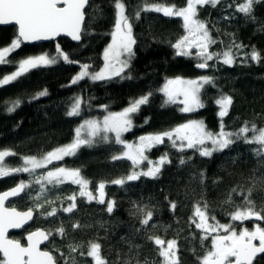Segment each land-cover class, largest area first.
Instances as JSON below:
<instances>
[{"label":"trees","instance_id":"trees-1","mask_svg":"<svg viewBox=\"0 0 264 264\" xmlns=\"http://www.w3.org/2000/svg\"><path fill=\"white\" fill-rule=\"evenodd\" d=\"M116 2L118 0H90L81 43L59 39L36 46L22 44L6 58L5 64L0 65V79H3L17 69L20 61L30 56L45 53L50 57L57 56L56 44L75 62L65 64L61 60L56 65L31 70L18 81L0 87V151L14 153L4 158L6 170L23 167L24 159H41L50 151L74 142L75 130L87 117L98 113L97 108L106 106L108 113L121 112L150 91L149 103L132 115L133 127L126 133L125 140L135 141L141 136L171 131L192 119L203 120L208 131L216 134L220 118L215 100L221 95H228L233 100L228 115L223 118L225 131L235 133L245 125L264 129V0H254L250 15L237 11L246 0H220L215 7L209 4L198 8L197 20L206 26L211 39L216 41L209 45L208 51L219 55V59L214 57L209 61V68L204 73L196 70L195 58L175 55L172 45L185 36L182 18L143 11L145 5L154 4L183 8L187 6L186 0H119L125 4L126 15L133 23L137 38L135 57L125 72L132 78L99 82L85 78L71 84L81 64L88 63L93 71L102 68L103 51L111 42L115 28ZM137 11L140 12L139 20L133 18ZM17 35L16 27H0V50L11 46ZM252 50L262 54L259 62L250 59ZM229 51L235 59L233 66L221 62L223 53ZM203 75L213 77L214 86L202 88L201 99L205 107L195 113H182L181 104L167 103L159 91L167 80L195 79ZM44 90H47V96L34 99ZM79 96H82L85 108L81 115L69 117L67 112ZM17 101L19 106L9 113L8 108ZM259 147L237 140L222 152L201 157L195 150L180 152L165 141L148 150L147 161L141 166L145 169L148 161H157L167 154L170 163L161 168L158 178L141 177L139 181L120 186L111 181L134 170L127 159H112L122 156L124 147L116 145L114 140L95 142L91 147L80 146L76 154L66 157L60 166L79 170L92 186L105 183L107 200L115 201L113 213L106 211L107 200L104 205L90 204L77 196L76 208L72 213H65L63 208L72 203L68 197L73 193L76 195L75 188L65 184L46 197L45 206L35 211L33 224L24 233L16 235L17 239L25 243L26 233L47 227L51 237L47 250L58 264H91L88 252L92 244L100 245V259L104 264H125L130 255V244L139 246L132 249V254L138 253L136 258L140 264L145 261L147 264H165L153 241L157 237L166 242L175 239L179 264H202L204 256L212 250L216 233L210 232L204 239L205 234L195 227L193 219L199 220L195 217L197 206L205 211L209 224H232L236 230L254 224L249 220L242 225L230 219L235 211L246 210V197L256 211L264 209V156H257ZM181 157L186 160L184 165L179 164ZM188 157L192 159L188 160ZM21 181L26 185L24 194L12 205L24 211L34 208L27 200L36 186L29 173H9L0 177V193ZM165 195L177 203L174 212ZM137 207L153 213L148 226L140 223L144 217L142 213H135ZM53 210L56 215L50 216ZM41 215L44 221H41ZM77 223L80 228H74ZM257 224L264 228V220ZM3 262L0 255V264ZM254 264H264V257L257 258Z\"/></svg>","mask_w":264,"mask_h":264},{"label":"snow or ice","instance_id":"snow-or-ice-1","mask_svg":"<svg viewBox=\"0 0 264 264\" xmlns=\"http://www.w3.org/2000/svg\"><path fill=\"white\" fill-rule=\"evenodd\" d=\"M254 0H246L245 3L240 4L237 11L245 15L252 13V6ZM187 6L177 8L175 6H163L154 4L144 8L146 12L162 13L164 17H179L183 20L185 30L189 35L185 36L179 42L173 44L175 55L179 57L191 56V49L197 48L196 59L199 60L195 64L198 69L209 68V61L214 57L219 59L218 54L208 51L211 44L216 43L211 39L209 32L205 25L195 19L197 6L212 5L215 7L220 0H186ZM86 6L90 7V0H0V25L17 26L18 35L14 39L11 48H4L0 51V65L5 64L6 53L19 49L23 43H34L39 41H54L60 36L70 37L72 41L79 42L82 40V25L86 19ZM116 18L115 30L112 33L111 44L103 51L104 66L101 70L93 71L88 63L80 65V71L71 80V84L75 85L85 78L92 82L109 81L113 78L131 79V75L125 74L133 58L135 57L134 46L137 44V38L134 37L133 23L129 16L125 15V4L123 2L115 3ZM139 20L140 12L137 11L133 17ZM228 19V17H226ZM198 36V39L193 42V38ZM237 48L242 45H235ZM57 56L50 57L47 53L40 55H33L20 61L17 69L11 74L0 79V87L9 85L12 82L18 81L25 74L31 70L38 68H46L58 64L61 60L65 64L75 63L70 59L59 44L55 46ZM262 54L256 50L250 53L252 61L259 62ZM224 65L233 66L235 59L231 52L223 53L221 61ZM204 85H213L214 78L208 75L202 76L200 79H170L167 80L164 87L159 91L163 92L167 97L169 104H182L180 109L182 113H193L205 107L201 99V90ZM47 90L39 92L34 99L47 96ZM152 95L150 91L147 95L136 99L130 106L126 107L121 112H113L104 116L102 121L85 120L81 127L75 130V142L69 143L66 147H59L55 151H50L43 161H37L35 158H27L23 160V167H15L5 170L0 166V177L9 173H29L31 174L35 169L42 168L51 163L53 160L60 161L65 157L74 156L81 145L92 146L93 142L107 143L109 142V134H114V142L116 145H123L126 151L123 155L114 156L112 159L120 160L127 159L133 165L138 166L143 160L147 159L144 156L146 149H151L157 145H163L165 139L171 142L173 148L183 152L185 149L195 150L201 157H211L214 152H222L230 147L237 140H241L246 144H257L260 147L256 149L257 156H264V129H257L256 127L242 126L235 133L225 131L223 118L229 113V108L233 104V100L228 95H221L215 103L219 106L218 116L220 118V128L218 133L213 134L206 130L203 121L191 120L183 123L171 131H164L160 134L141 136L139 138V146L126 143L122 139V134L128 132L133 127L132 114L137 113L142 105L149 103V97ZM19 101L15 102L8 108L11 113L19 106ZM82 101L77 98L72 104L71 110L67 112L69 117L79 116L81 114ZM104 107L107 110L106 106ZM89 129L88 138H81V129ZM253 135L250 137L248 133ZM98 138V139H97ZM210 142V147L207 146ZM14 155V153L0 151V162L4 161L6 156ZM192 157H188L191 160ZM167 154L161 156L159 161L152 168L144 170H133L131 174L123 178H117L111 181L114 185L124 186L128 182L139 181L141 177H148L152 179L158 178L161 167L169 164ZM186 160L181 157L179 164L184 165ZM31 165V167H28ZM73 185H79V196L87 197L88 202L96 200L98 204H105V183H99V196L94 197L92 192L87 191L88 181L80 176L79 170H69L64 166H59L55 171H47L42 179H37L36 184L41 187L44 182L49 185H60L66 180H69ZM203 181V173H201V182ZM26 187L25 183L21 181L17 187L11 191H6L0 195V253L6 258L5 264H56L55 258L47 251L39 249L40 243L48 239V235L43 230H38L30 233L27 236V246H22L20 241L9 239L7 231L12 228H20L33 218V211L20 212L14 207H6V198L14 197ZM235 191V189H233ZM243 195V194H242ZM249 196L251 193L249 192ZM72 203L63 208L65 213H72L76 208V195L73 194L68 197ZM165 200L169 204L171 211H175L177 203L168 200L165 195ZM248 205L246 210H237L231 214L232 221L243 222L247 219L264 220V209L256 211L250 199L245 198ZM115 201H110L106 205L107 213L111 214L114 211ZM136 214H143V219L140 223L143 226H148L152 219L153 213L145 211L143 208L137 207ZM50 216H55L56 212L53 210L49 213ZM195 217L199 220L193 219L195 227L202 230L205 234L204 239L208 238V234L216 233L212 239V249L203 258L202 264H254L257 256L264 257V228L257 225L253 231L243 228L241 232H237L232 224H219L218 222L209 224L208 217L205 211L201 210L199 206L195 209ZM215 220V217H211ZM79 223L74 225V228H80ZM63 229L60 232L63 233ZM135 231L140 232L141 229ZM223 233V234H220ZM150 240L152 237H148ZM255 241H259L257 245ZM154 244L158 246L159 254L164 258L165 264H179L176 258V240L165 241L160 238L154 239ZM138 245H131L129 247L130 255L125 260V264H140L136 257L138 253L132 254L133 248H138ZM99 244H92L88 252L92 256L96 264H104V261L99 257ZM75 251V249H72ZM234 257L232 261L229 258ZM147 264V261H145Z\"/></svg>","mask_w":264,"mask_h":264},{"label":"rangeland","instance_id":"rangeland-1","mask_svg":"<svg viewBox=\"0 0 264 264\" xmlns=\"http://www.w3.org/2000/svg\"><path fill=\"white\" fill-rule=\"evenodd\" d=\"M149 6H151V5H145L144 6V8H146V7H149ZM202 6V5H201ZM200 6H197V8H196V12H198V8H199ZM143 8V9H144ZM144 11V10H143ZM146 12V11H145ZM159 14H161V15H163L162 13H159ZM125 15H126V11H125ZM195 19H197V15H196V17H195ZM205 28H206V26H205ZM207 29V28H206ZM114 30H115V28H114ZM113 30V31H114ZM113 33V32H112ZM187 35H189L188 34V32L185 30V36H187ZM184 36V37H185ZM183 37V38H184ZM182 38V39H183ZM111 39H112V34H111ZM198 39V36H195L194 38H193V42H195V40H197ZM111 44V42L109 43V45ZM108 45V46H109ZM12 46V45H11ZM11 46H9V47H7V48H11ZM107 46V47H108ZM208 49H209V47H208ZM0 51H3V49L2 50H0ZM197 51H198V49L197 48H195V47H193L192 49H191V56H187V57H192V58H195L196 59V54H197ZM13 52V51H12ZM12 52H9V53H6V55H5V60H6V58L12 53ZM196 61H197V63L199 62V60L198 59H196ZM53 66V65H52ZM103 66H104V61H103ZM103 66H102V68H103ZM130 66H131V64H130ZM130 66L127 68V69H129L130 68ZM101 68V69H102ZM100 69V70H101ZM127 69H125V72H126V70ZM204 76V75H203ZM209 76V75H208ZM202 76H200V77H198V78H195V79H200ZM122 79H125V78H122ZM90 80V79H89ZM185 80H189V79H185ZM205 86V85H204ZM203 86V87H204ZM162 94H163V92H161ZM164 95V94H163ZM77 98H79L81 101H82V104H81V114H82V111H83V108H85V106H84V100H83V98H82V96H79V97H76L75 98V100L77 99ZM165 99H166V102H167V97L165 96ZM75 100H74V102L73 103H75ZM182 105V104H181ZM182 107H183V105H182ZM96 111L98 112V113H95L93 116H90V117H87L85 120H89V119H92V120H97V121H102L103 120V118H104V116H106V115H108L109 113L108 112H106V110L104 109V107H99V108H97L96 109ZM196 112V111H195ZM195 112H193V113H195ZM80 114V115H81ZM133 115V114H132ZM84 120V121H85ZM192 120H198V121H203V120H201V119H192ZM83 121V122H84ZM191 121V120H190ZM204 122V121H203ZM83 124V123H82ZM81 124V125H82ZM205 124V123H204ZM81 125L79 126V127H81ZM206 126V125H205ZM132 129V128H131ZM206 130L208 131V129H207V127H206ZM129 132V131H128ZM210 132V131H209ZM88 133H89V129H87V128H82L81 129V138H88ZM126 133L127 132H125V133H123L122 134V139L126 142V143H129V144H132V145H134V146H139V143H140V140L139 139H137V140H135V141H128V140H125V135H126ZM76 139V138H75ZM98 139V138H97ZM111 140H114V134H109V141H111ZM165 141H168L167 139H165ZM75 142V141H74ZM170 144H171V142L170 141H168ZM93 143H95V141L93 142ZM108 143V142H107ZM81 146H85V145H81ZM123 146V145H122ZM207 146H211L210 145V142H209V144L207 145ZM177 149V148H176ZM148 150L149 149H146L145 151H144V156H146V153L148 152ZM124 151H126V149H124ZM3 152H9L10 153V151H3ZM215 153H218V152H214L212 155H214ZM47 156V155H46ZM45 156V157H46ZM7 157V156H6ZM66 158V157H65ZM64 158V159H65ZM43 159H44V157L43 158H41V159H36L37 161H43ZM63 159V160H64ZM63 160H60V161H56V160H53L51 163H49V164H47V165H45L44 167H42V168H37V169H35L31 174H30V179H33V181H36L37 179H42L43 178V176L44 175H46V173H47V171H55L56 170V168L57 167H59L60 166V162L61 161H63ZM147 161V159H145V160H143L138 166H136V165H133V168L134 169H137V170H144V171H146V170H148V169H150V168H152L153 166H155L156 164H157V162L159 161V160H157V161H148V164H146V168L145 169H142L141 168V166L145 163ZM131 162V161H130ZM0 166H2L3 167V169H5V166H4V161L3 162H0ZM164 166V165H163ZM162 166V167H163ZM28 167H31V165H28ZM161 167V168H162ZM68 169V168H67ZM6 170V169H5ZM69 170H75V169H69ZM80 172V171H79ZM80 176H81V174H80ZM81 178L83 179V177L81 176ZM65 184H68L69 186H73L74 188H75V192H76V196L78 197V198H85V197H80L79 196V190H80V186L79 185H73V184H71V182H70V178H69V180H66L63 184H60V185H56V186H53V185H49V184H47V182H44V186L43 187H41L40 185H38V184H36V186H34L33 187V189L31 190V193L29 194V196H28V198H27V200L29 201V202H32V204L34 205L33 207L34 208H32L34 211H40L42 208H43V206H45V204H44V202H45V199H46V197L52 192V191H54V190H56L57 189V187H60V186H62V185H65ZM99 185V184H98ZM98 185H96L95 186V188L96 189H98ZM91 187H94V186H91L90 185V183L88 182V188H87V191H89V190H91ZM106 187V186H105ZM104 192H105V190H104ZM74 194V193H73ZM96 197V196H95ZM88 201V200H87ZM93 201H95V199L93 200ZM109 201L107 200V203H108ZM13 206V205H12ZM14 207V206H13ZM40 219H41V221H44V217H43V215H41V217H40ZM247 221H249V219H247V220H244L243 222H240L242 225H244V223L245 222H247ZM258 224L257 223H254L253 224V226L252 227H250V228H247V227H245V226H242L239 230H236L238 233L239 232H241L242 230H243V228H247L249 231H253L254 229H255V227L257 226ZM45 229L47 230V227H45ZM216 235V234H215ZM13 238L15 239V240H18L17 239V236L16 235H14L13 236ZM19 241V240H18ZM213 250V249H212ZM91 258H92V263L91 264H94V262H95V259L92 257V256H90ZM99 257H100V249H99ZM176 258L178 259V252L176 251ZM230 260H233L232 258H229ZM2 264H5V262H3Z\"/></svg>","mask_w":264,"mask_h":264},{"label":"water","instance_id":"water-1","mask_svg":"<svg viewBox=\"0 0 264 264\" xmlns=\"http://www.w3.org/2000/svg\"><path fill=\"white\" fill-rule=\"evenodd\" d=\"M87 7L88 6H86V9H87ZM86 9H85V12H86ZM85 22H86V19H85ZM85 22H84V25H85ZM84 25H82V32H83V29H84ZM0 27H3V28H5V27H16L17 28V26L16 25H14V24H11V25H0ZM59 39H67V40H69V41H71L72 43H74V44H79V43H81V41H79V42H75V41H72L71 40V38L70 37H65V36H60V37H58V38H56V40H54V41H39V42H34V43H23V45H27V46H36V45H43V44H48V43H52V42H56L57 40H59ZM196 68V67H195ZM208 69V68H207ZM207 69H198V68H196V70L197 71H199V72H201V73H204V72H206L207 71ZM18 186V185H17ZM17 186H15V187H17ZM15 187H13V188H15ZM13 188H11V189H9V190H7V191H11ZM24 191H25V188L20 192V194H18L17 196H14V197H8V198H6V202H5V206L6 207H11V205H12V203L15 201V200H17V199H19V198H21L22 196H23V194H24ZM6 192V191H5ZM4 192H2V193H0V195H2ZM99 196V192H97V197ZM104 199H105V202H106V196H104ZM30 210V209H29ZM32 210V209H31ZM17 211H20V212H24V211H28V210H18L17 209ZM33 211V218L31 219V220H29L26 224H24L22 227H20V228H12V229H9L8 231H7V237L9 238V239H13V240H15L14 238H13V236L14 235H18V234H22V233H24L25 231H27L28 229H29V227L33 224V222H34V220H35V217H36V212L34 211V210H32ZM250 221H252V222H254V223H261L263 220H255L254 218L253 219H249ZM38 230H43V231H45L46 232V234H49L48 233V231L45 229V228H39V229H36V230H32V231H29L28 233H26L25 234V237H24V241H25V243H22V242H20L21 243V245L22 246H27V244H28V241H27V236L30 234V233H32V232H35V231H38ZM50 240H51V237H50V234L48 235V239L46 240V241H43L42 243H40V245H39V249L41 250V251H47V252H49L51 255H53L49 250H47V247H48V245L50 244ZM255 243L258 245L259 244V241H255ZM0 255L2 256V258H3V260H4V262H5V260H6V258H4L3 257V254L2 253H0ZM53 257H54V255H53ZM260 256H257V258H259ZM55 258V257H54ZM256 258V259H257ZM235 260V258L233 257V260L232 261H234ZM55 261H56V259H55ZM256 261V260H255ZM255 261H254V263H255ZM56 264H58L57 263V261H56ZM94 264H96V261L94 262Z\"/></svg>","mask_w":264,"mask_h":264},{"label":"flooded vegetation","instance_id":"flooded-vegetation-1","mask_svg":"<svg viewBox=\"0 0 264 264\" xmlns=\"http://www.w3.org/2000/svg\"><path fill=\"white\" fill-rule=\"evenodd\" d=\"M91 185V184H90ZM92 186V185H91ZM106 186V185H105ZM105 190V189H104ZM90 192H92V194H93V196L95 197H97V192H98V190L95 188V186L94 187H91V190H89ZM105 196H106V190H105ZM85 199V201L87 202V203H89L88 201H87V197H85L84 198ZM106 200H107V197H106ZM92 203H97L96 202V200L95 201H91L90 202V204H92ZM232 259H233V257H231Z\"/></svg>","mask_w":264,"mask_h":264}]
</instances>
